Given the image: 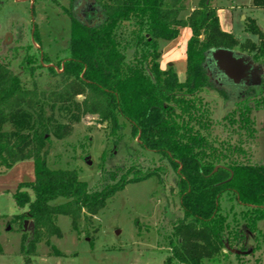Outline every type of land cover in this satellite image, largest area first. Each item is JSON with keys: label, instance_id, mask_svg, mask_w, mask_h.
Listing matches in <instances>:
<instances>
[{"label": "trees", "instance_id": "1", "mask_svg": "<svg viewBox=\"0 0 264 264\" xmlns=\"http://www.w3.org/2000/svg\"><path fill=\"white\" fill-rule=\"evenodd\" d=\"M182 1L67 0L61 8L70 19L68 55L58 63L60 71L53 65L48 68L61 79L52 92L41 89L35 80L40 59H48L30 53L31 45L15 49L16 69L10 60H0V172L25 159H31L34 167L33 180L19 182L12 193L16 205L25 208L15 217L22 224L25 219L34 222L33 227L21 228V249L27 260L41 239L49 242L52 236H62L60 215H67L76 229L82 217L94 216L125 184L161 176L160 171L167 176L168 166L175 172L182 217L172 225L171 254L163 264H172V259L184 264L221 262L225 249L244 258L253 256L257 245L262 247L264 230L258 221L264 218V162L244 161L242 141L232 149L213 135L218 122L214 95L227 99L228 91L212 52L233 50L253 64L260 62L257 66L264 69L263 32L254 20L247 21L244 30L257 35L259 42L249 37L241 41L221 28L211 0H200L187 17L180 15ZM252 1L264 12V0ZM182 26L192 34L181 81L174 65L161 66L160 42L176 39ZM129 47L135 50L131 59ZM26 75L33 79L32 87L25 84ZM72 94L84 96L78 107L107 123L115 143L128 121L139 146L157 152L167 164L144 170L130 167L99 190L81 180L75 168L49 167V131L55 126L52 112L57 105L53 100L63 103L59 111L69 110L65 102ZM255 94L251 87L240 95L225 116L249 137L256 129L247 100ZM58 198L64 200L57 202ZM226 198L229 207L221 205Z\"/></svg>", "mask_w": 264, "mask_h": 264}, {"label": "rangeland", "instance_id": "2", "mask_svg": "<svg viewBox=\"0 0 264 264\" xmlns=\"http://www.w3.org/2000/svg\"><path fill=\"white\" fill-rule=\"evenodd\" d=\"M199 1L183 0L180 15L187 17ZM62 4H67V0H0V60H10V66L16 69L12 57L15 49L21 45H31L30 53L43 54L48 59H40L41 67L37 68L35 79L47 92H52L61 83L60 77L53 74L49 66L53 65L60 71L58 63L62 64L68 55L66 48L70 19L62 12ZM211 5L217 7L220 26L224 31L233 33L241 41L249 37L258 43L257 35L244 30L245 22L254 20L264 37V12L255 7L252 0H211ZM35 29L39 36L37 42ZM179 33L170 42L161 41L160 49L164 52L163 48L168 44L177 47L175 64L186 70L185 47L192 32L188 26H182ZM123 34L124 39L129 41L125 29ZM126 50L131 59L134 48ZM162 57L170 61V51L162 53L160 60ZM254 63L257 65L260 62ZM184 76L181 75L182 79ZM220 76L228 97L224 99L214 95L218 101V122L212 128L215 139L224 141L225 146L232 149L240 146L237 143L242 141L245 155H241V158L244 161L264 162V73L258 75L260 81L254 86L235 83L222 74ZM23 79L27 86H33V79L29 75ZM251 87L256 94L247 103L255 116L256 132L249 137L225 116L236 106L237 98ZM83 98L81 94H72L67 101L65 98V104H70L72 109L62 111L58 106L63 103L53 100L57 103L52 112L56 119L53 124L60 126H54L49 131V167L75 168L81 180L87 182L91 189L99 190L106 182L118 179L130 167L144 170L167 164L157 152L139 146L138 137L131 136L128 121L121 130L122 137L115 143V135L111 134L107 123L101 124L95 114H84L78 107ZM47 103L51 104L50 101ZM45 109L47 113L52 111L49 105ZM168 167L167 176L160 171L161 176L153 175L125 184L94 216L89 219L82 217L76 229L72 228L67 215H60L57 224L62 236H52L49 242L41 239L29 255V260L21 249L23 224L15 217L25 208L21 210L13 200L15 184L6 182V187L0 188V264H163L171 254L169 238L172 225L182 217L175 172ZM9 174V178L13 179L16 171ZM20 177V180H31L34 172L30 168ZM63 200L58 198L56 201ZM229 200L226 198L221 205L229 207ZM258 226L264 230V218L258 221ZM224 253L226 257H222L221 262L205 260V264H264V243L262 247L257 245L253 256L239 258L227 249ZM172 264L184 263L172 259Z\"/></svg>", "mask_w": 264, "mask_h": 264}, {"label": "water", "instance_id": "3", "mask_svg": "<svg viewBox=\"0 0 264 264\" xmlns=\"http://www.w3.org/2000/svg\"><path fill=\"white\" fill-rule=\"evenodd\" d=\"M212 59L218 69L224 73L228 80H233L235 83H244L247 86L255 85L259 82V74L264 72V69L253 64L249 57L237 56L234 51L224 48L215 49L212 52ZM34 222L28 219L24 220L23 228L33 227ZM235 253L241 251L232 250ZM246 253V252H241Z\"/></svg>", "mask_w": 264, "mask_h": 264}, {"label": "crops", "instance_id": "4", "mask_svg": "<svg viewBox=\"0 0 264 264\" xmlns=\"http://www.w3.org/2000/svg\"><path fill=\"white\" fill-rule=\"evenodd\" d=\"M244 17V15H242ZM163 42H170V40H166V41H163ZM167 44V43H166ZM170 44H168L164 49V52L165 53L167 50L170 51V61H166L165 58L162 57V60H160V64L163 68L167 67L166 65L167 64H172L175 66L177 72H178V77L179 79L182 81L184 78L182 79L181 75H186V70L185 69H182L180 66L176 65L175 62H176V58H175V55L177 53V50L175 46H169ZM167 47H169L167 49ZM175 47V48H174ZM179 56V55H178ZM26 166V167H25ZM31 168V171L32 173L34 172V167H33V162L31 159H25V160H22V161H19L17 163H15L13 166H11L9 169H6V171H3V172H0V188H4L6 187V182L7 183H13L15 184V190L18 186V183L19 182H22V181H25V180H20L22 177V173L25 171V170H30ZM12 171H16V176L15 178L13 179H10L9 178V173H12ZM33 180V179H31ZM30 181V180H28ZM17 184V185H16ZM14 192V191H13ZM12 192V193H13Z\"/></svg>", "mask_w": 264, "mask_h": 264}]
</instances>
